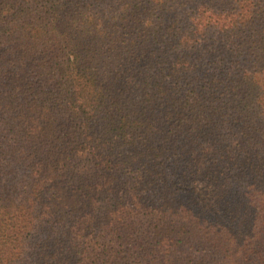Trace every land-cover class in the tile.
<instances>
[{
    "label": "trees",
    "instance_id": "obj_1",
    "mask_svg": "<svg viewBox=\"0 0 264 264\" xmlns=\"http://www.w3.org/2000/svg\"><path fill=\"white\" fill-rule=\"evenodd\" d=\"M0 264H264V0H0Z\"/></svg>",
    "mask_w": 264,
    "mask_h": 264
}]
</instances>
